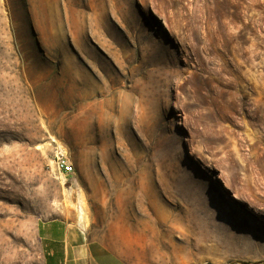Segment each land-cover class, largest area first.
Returning a JSON list of instances; mask_svg holds the SVG:
<instances>
[{
	"label": "rangeland",
	"instance_id": "374dc122",
	"mask_svg": "<svg viewBox=\"0 0 264 264\" xmlns=\"http://www.w3.org/2000/svg\"><path fill=\"white\" fill-rule=\"evenodd\" d=\"M55 219L125 264H264V0H0V264Z\"/></svg>",
	"mask_w": 264,
	"mask_h": 264
},
{
	"label": "crops",
	"instance_id": "0c3cea01",
	"mask_svg": "<svg viewBox=\"0 0 264 264\" xmlns=\"http://www.w3.org/2000/svg\"><path fill=\"white\" fill-rule=\"evenodd\" d=\"M38 236L45 264H125L103 244L90 240L77 222L42 221Z\"/></svg>",
	"mask_w": 264,
	"mask_h": 264
},
{
	"label": "built area",
	"instance_id": "2783aa9c",
	"mask_svg": "<svg viewBox=\"0 0 264 264\" xmlns=\"http://www.w3.org/2000/svg\"><path fill=\"white\" fill-rule=\"evenodd\" d=\"M52 164L60 178L64 180H74L77 173H74V165L71 162L66 149L61 145H56L52 150Z\"/></svg>",
	"mask_w": 264,
	"mask_h": 264
},
{
	"label": "bare ground",
	"instance_id": "6f19581e",
	"mask_svg": "<svg viewBox=\"0 0 264 264\" xmlns=\"http://www.w3.org/2000/svg\"><path fill=\"white\" fill-rule=\"evenodd\" d=\"M227 185V184H226ZM229 188V187H228ZM230 189L233 191V194H232V198L234 200H236V202H240L242 204H245V205H249V200L245 197V195H243L241 192L239 191H235L231 188L230 186ZM252 210V208H251Z\"/></svg>",
	"mask_w": 264,
	"mask_h": 264
}]
</instances>
